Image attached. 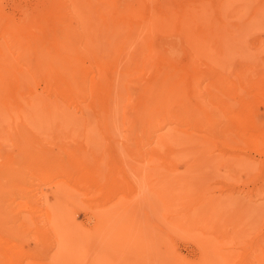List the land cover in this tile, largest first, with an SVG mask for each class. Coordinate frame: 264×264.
<instances>
[{
	"label": "rangeland",
	"instance_id": "1",
	"mask_svg": "<svg viewBox=\"0 0 264 264\" xmlns=\"http://www.w3.org/2000/svg\"><path fill=\"white\" fill-rule=\"evenodd\" d=\"M92 1L108 6L110 15L105 16L106 23L95 21L99 27L89 33L104 38L106 32L99 28L110 26L114 41L130 44L116 75L107 69L114 63L112 47L93 46L96 52L93 47L90 52L89 45L79 56L87 64L89 79L96 76L115 82L111 111L104 118L107 110L95 102L97 91L65 102L57 92H48L43 78L35 81L34 89L45 98L42 103L48 96L60 100L55 101L56 107L0 109V167L4 154L12 152L16 165L9 168L15 165L22 173L7 177L0 168V183L5 185H0L5 188L0 189V233L10 241L0 240V264L9 263V255L19 247L25 253L14 260L22 264H202L206 244L209 260L205 264H264V144L243 140L237 121L216 115V101L221 100L261 124L264 121V0ZM60 5L62 0H0V20L21 34L32 32L28 36L39 41L52 37L50 26L56 23L53 15ZM68 23L74 28L82 24L75 19ZM3 30L2 26L0 47L15 62L21 61V49L11 33ZM76 39L75 45L80 43V37ZM100 55L109 63L107 67L98 65ZM208 65L246 74L234 82L242 101L212 87L215 74L207 73ZM169 70L183 78L185 97L197 102L198 121L185 122L165 109L149 113L145 107H136L142 90L172 88L174 78L160 75ZM193 70L201 72L198 78L191 75ZM88 101L89 109L84 105ZM161 134L169 142L161 148L163 157L154 160L151 152L159 146ZM80 147L91 156L89 168L99 162L101 168L104 163L102 171L99 168L101 183L90 176L85 183L79 166L65 155L75 150L80 155ZM36 148L61 151L66 157L56 164H67L63 170L69 176L55 172L53 166L45 170L36 159H29ZM45 174L49 178L44 179ZM63 179L65 183L57 182ZM45 207L56 211L60 207L59 219L63 212L68 215L66 220L82 232L79 235L88 238L87 249L83 241L78 251L69 249L75 242H65L68 253L56 255L59 248L50 231L56 226L50 229ZM99 213L105 215L102 230L97 227ZM108 226L114 233L113 244L104 241ZM65 229L59 232L62 240Z\"/></svg>",
	"mask_w": 264,
	"mask_h": 264
},
{
	"label": "bare ground",
	"instance_id": "2",
	"mask_svg": "<svg viewBox=\"0 0 264 264\" xmlns=\"http://www.w3.org/2000/svg\"><path fill=\"white\" fill-rule=\"evenodd\" d=\"M96 2L97 1L94 2L92 0H62V5H60L59 9H57L56 14L53 15V16H56V19L54 18L56 23L53 22V25L50 26L51 30L53 31L52 37H47V38L45 37L46 39L39 40V41L34 40V38H31V36H28L29 34H32V32L25 35L23 33L21 34L22 31L19 30L20 33H18L19 31L17 32L14 29L15 27H13L12 25H10L7 22L3 23L5 21L2 22L0 20V28L3 26V28H4L3 32L11 33V35H12L11 40H13L17 44V46L21 49V53H22V54H18L21 61L15 62L13 59H11L9 57V55L5 52V50L3 51V48L0 47V109L6 108V109H4L6 111H21V110H26V109L28 110L29 109L28 107H30L31 105H33V106L30 107V110L31 109L41 110L44 108L51 109L52 107H56L55 101H60V100H58L57 98L52 99L48 96L46 101H44V103H42L41 99H43L44 97L39 95V93H37L34 89L35 81L39 80L40 78H43V81L45 83V87H47L48 92H50V91L51 92L52 91L57 92L61 96L62 100H64L65 102L66 101L67 102H70V101L74 102L79 97L89 96L90 91H97L96 92L97 96L95 95L96 96L95 102L98 103L99 107L101 106L107 110V111L105 110L106 112H105L104 118L107 117L108 112L111 111V105H112L111 102H112V100H114L113 92H114V88H115V82L111 81V80H109V81L103 80L102 81L100 79H98L99 80L98 81L95 78L96 76L95 77L93 76L89 79L88 78L89 76H87V64L85 65L83 62H81L83 60V58L80 61L79 56L81 55V53L83 51V47H86V49L87 48L89 49V45L91 46L90 47L91 49H89V51L90 50L92 51V49L94 48L93 46H98V45H99V48L103 47V50H105L104 48H106V47L107 48L112 47L114 49V51H113L114 54L111 51V53L114 56V63H113L112 67H107L108 65L107 66L105 65V64H109V63L108 62L104 63V60H103L101 55H100L101 57L100 56L98 58L96 57V59L99 60L98 65L100 67L103 68L105 66V67H107V69L108 68L111 69V72L113 71L114 75H116V73L118 71V65H121L124 62V60L127 58V52L125 53V50L128 47H130V44H129V42H127V40L114 41L113 35H112V30H111L110 26H102L101 25L102 27L99 28L100 31L105 30L106 34H105L104 38H100V37H97V36L89 33V31L92 28L99 27L95 21H97L99 19L105 21L106 20V19H104V18H106L105 16L108 17V15H110V14H108L109 13V10H108L109 8L107 9L108 6L104 5L103 3H102L103 5L99 6V5L95 4ZM42 3H44V2H42ZM45 3H46V1H45ZM100 3L98 2V4H100ZM33 6H34V4H33ZM35 6H37V5H35ZM42 6H43V4H42ZM121 6H123V5H121ZM23 7H22V9H23ZM26 7H28V6H26ZM39 8L41 9V7H39ZM37 9H38V7H37ZM18 12H19V10H18ZM3 14H4V12H3ZM115 14L114 15L117 16L118 12H115ZM66 15H67V17L64 19V17ZM112 16H113V13H112ZM124 16H127V15H124ZM51 17H52V15H51ZM67 19L68 20L69 19H75V20L80 21L82 24H81V26L78 24L79 26L78 27L75 26V28H74L70 25V23H72L73 21L72 22L70 21V23H68ZM23 20L25 21L24 18H23ZM38 22H41V21L39 20ZM105 23H106V21H105ZM133 24H140V23L134 22ZM40 25H41V23H40ZM30 27H32V26H30ZM27 31H26V29H24V33ZM32 31L35 32V30H33V29H32ZM48 33H49V31L46 34H48ZM76 36H77V39H79V37H80V43H76V45H75L73 38ZM77 39H76V41H78ZM94 49L96 52V48H94ZM105 53H106V51L104 52V54ZM97 55H98V53H97ZM88 57H89V55H88ZM110 59H111V57H110ZM119 60L121 63L119 62ZM194 62L196 64V61H194ZM98 65L96 66L97 68H98ZM209 67L211 70L207 73H210L212 71L215 74V77L213 78L214 80L211 81L212 87H216L220 90L229 92V94L232 93V96L235 95L236 98L239 99L238 101H242L243 98L237 93L236 85L234 82H235V80H241V79L245 78L246 74L244 72L239 73V74L238 73L231 74L230 72L219 70L217 68L212 69L213 65H211ZM90 71H92V70H90ZM100 71H101V69H100ZM113 72H112V74H113ZM198 73H201V72L193 70L191 72V75L192 76L196 75L195 78H198L200 75ZM98 74H100V72ZM160 75L163 76L165 79L174 78L172 88L169 91H167V90H158V91L142 90L141 93L139 94V97H141V99H138L136 107H142V108L145 107V109H149L148 111H146L149 113L154 112L155 110L165 109V110L171 112L172 114H174L177 118L184 119L185 122L198 121L197 113L200 110V108L199 109L197 108V102H195L192 99L189 100L188 98L185 97V89L182 87V84H181L183 78L181 76H177L175 70L174 71L169 70V71L163 72V74H160ZM202 75H203V73H202ZM203 76H205V74ZM231 76H233V78L230 79ZM206 77H208V76H206ZM236 77H238V78L236 79ZM104 81H105V83H104ZM91 93H93V92H91ZM53 100H54V102H52ZM50 103L53 104L54 106L50 105ZM91 103H92V101H91ZM84 105H85V108H87V109L90 108L89 101L87 102V104H84ZM216 107L219 108L217 111L218 114H216V115L220 116V113H221V117H225L228 120L230 119L232 121H237L239 123L240 136L243 138V140L246 139L247 141H249V143H251L255 146H260L261 144H264V121H262V124H261V122H259V120L257 118L251 117L250 115L246 116L244 113H241V111L236 110V108L233 107L232 104L229 102L224 103L221 100H217L216 101ZM96 108H97V106H96ZM100 113H101V111H100ZM100 115H102V114H100ZM219 118L220 117H214L213 119H219ZM246 119H248V120L246 121ZM246 122H249V125H247ZM105 123H106V121H105ZM256 125H259V126H256ZM223 131L226 132V129L224 128ZM223 140H226V139H223ZM26 141L27 140H25V142ZM168 142H169V140L167 137H165V134H161L157 137V143L159 146L152 150V152H151L152 159L155 160V159H159V158L163 157L162 155H164V154L161 152V148L164 147L166 144H168ZM80 145H81V143H80ZM34 147H36V145H34ZM64 147H66V145ZM68 147H70V144L68 145ZM80 148L82 149V147H80ZM47 149H49V148H47ZM47 149L45 147L44 150H47ZM50 149H51V147H50ZM71 149H73V148H71ZM35 150H37V148L34 149L33 151H35ZM51 151L50 152L49 151L43 152V149H42V151H40V152H38V151L32 152L29 159L30 158L36 159L41 164L43 169H45V170H49L48 168L49 167L52 168V166H53L52 170H55V172L58 171V173H60V174L62 172H64V173H66V176H69L68 172L64 171L65 170L64 167L67 166V164L64 167L58 164L60 166L59 169L57 167L58 165L56 164V163H58V160H61L62 158L64 159L66 156H69V158L72 159L74 161V163L79 166V168H80L79 176L81 178H85V183H89V176L94 177L95 179H97V181L99 183H101L103 175L101 176L99 174V170L101 169V171H102V165L104 163L101 165V168L99 166L100 162L94 164L92 167L89 168V164H90L89 159H91V156H88L89 153L87 152L88 151L87 149H86V153H84L85 151L83 152V149L80 150L81 151L80 155H79V151L77 153V150H75V152L77 154H75V152L71 153V151H69L68 154H65L66 156L64 155L65 157L63 156L61 151L60 152L53 151L54 153ZM63 153H65V152H63ZM93 153L95 154L94 151H93ZM93 153H91V155ZM20 155L21 154H19V162H21V160H20L21 156ZM15 157H16V154L15 153L13 154L12 152L7 151L4 154V163H3L4 165L1 164V167H0L1 169H3V171L1 169H0V171H2L3 174L5 171L6 176H7V174L10 177H11V174H18V172H17L18 170L15 168L16 162L14 163V160L16 161ZM98 159H101V157L99 156ZM49 160H50V162L52 160H55V161H52V164H51V163H48ZM37 161H36V163H37ZM12 164H15V165L13 167L9 168ZM75 164H73V165L75 166ZM54 165L56 166L55 168H57L58 170L54 168ZM21 166H22V164H21ZM61 167H63V168H61ZM73 170H72V172H73ZM50 172L51 171H49L48 173H50ZM21 174H20V176H21ZM43 174H44V172H43ZM55 174H57V173H55ZM52 175H54V174H52ZM70 175H72V174H70ZM76 176H77V174H76ZM16 177H17V175H16ZM47 178H49V177H47V175H46L44 177V179H47ZM50 178H52V177H50ZM8 180H10V179H8ZM16 180L17 179L15 178V181ZM74 180H76V179H74ZM64 181L65 180L63 179V181L59 180L57 182L58 183H65ZM1 182L5 183L4 181H1ZM0 185H3L5 187L4 184L0 183ZM3 186L1 188H3ZM61 188H63V187H61ZM61 188L58 189L56 187V190H59V192L64 191V190H61ZM4 190H5V188H3V191ZM59 208L57 210L58 212H59ZM57 211L52 210L49 207H45V211H44L45 220L47 221L48 225L50 224V226H49L50 229H53V227L56 226L55 229L50 230L55 234V237H53V236L52 237L55 238L54 242H55L56 246H58L57 248H59L56 255L61 256L64 253L65 254L68 253L67 246L64 245L65 242H72V243L75 242V244L73 246H70L69 249H72L73 251L80 250L82 248L81 242L83 241L84 242L83 245L84 244L86 245L88 238L82 237V234L79 235V233H82V232H80V231L78 232V230L75 227H73L72 222L69 223V220H66V219H68V215H66L63 212L64 216L61 219H63L62 222L64 223V225L62 228L63 229L66 228L67 231L63 232V240H62L61 239L62 235L60 236V233H59V232H61L60 229H62V228L59 229V225H60L59 222L61 219H59L60 214ZM102 214L103 213H99L98 217H97V227L100 228L101 230L105 229V223H104L105 215H102ZM44 225H45V223H44ZM48 225H47V228H48ZM45 226H44L43 230L46 229ZM56 228L59 230H57ZM110 228L111 227L108 226L107 234L104 238L105 240L104 239L103 240L109 241V244L110 243L113 244L112 239H113L114 233L112 232L113 230H110ZM65 230H63V231H65ZM46 232H48V231L46 230ZM54 234H52V235H54ZM50 236H51V233H50ZM81 237L83 238V240ZM107 238H109V240ZM7 239L9 240V238H4V236L1 235V233H0V240L4 241L5 243H10V241H8ZM79 245L81 247H78ZM85 245H84V247H85ZM88 245H89V242H88ZM88 245H86L85 249H87ZM112 246L114 247V245H112ZM132 246H136V245L132 244ZM204 248H206L205 253L201 256V259H200V262L202 264H205L209 260V255L206 252L209 249V245L206 244ZM19 253L24 254L25 251H23V249L21 247L17 248L15 250L14 254L9 255L10 262L9 263L5 262V263L6 264H22V262H18L19 259L14 260V257L16 255H18ZM216 254H218V252H216ZM58 258H60V257H58ZM44 263L48 264V262H44ZM25 264H32V263L27 262ZM36 264H38V263H36ZM39 264H43V263H39Z\"/></svg>",
	"mask_w": 264,
	"mask_h": 264
}]
</instances>
